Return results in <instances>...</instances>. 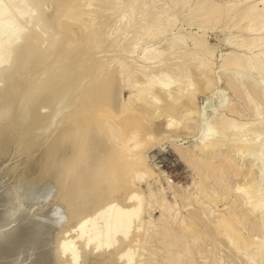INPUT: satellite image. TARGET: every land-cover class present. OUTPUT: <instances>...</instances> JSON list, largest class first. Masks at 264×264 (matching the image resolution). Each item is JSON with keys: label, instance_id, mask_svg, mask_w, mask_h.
<instances>
[{"label": "rangeland", "instance_id": "374dc122", "mask_svg": "<svg viewBox=\"0 0 264 264\" xmlns=\"http://www.w3.org/2000/svg\"><path fill=\"white\" fill-rule=\"evenodd\" d=\"M73 1L74 0H64V1H62V0H42L38 3H33L34 7H35V5H37L35 8L33 7V4L30 5V8L33 7L36 10H40V11L36 12V14L37 13H39V14H37V15L35 14L36 16H38L39 19L37 18L38 23H37V20L34 22L35 26L33 24V29L37 25L39 27H41V29L39 30L38 29L39 27L37 26L38 30L35 28L34 30H36V31L34 32V35L32 34V38L34 36V39H38V40H36V41H38V45H42V47H39L40 50H43L47 47V45L49 44V41L47 39L49 38V40H50L51 37L53 38L54 34L55 35H58L60 33H61V35L63 34L62 36L59 35V37H57V38H59L60 43L53 50L54 53L52 52L51 56L48 59H46V61L40 60V59L32 60L31 62L25 63V68H23V69L21 68L22 63L18 64L17 62H15L13 65V69H12L13 71L10 74V76H0V81H1V83H0V106L3 105L2 107H5V106L10 107L11 105H14V107L12 108V110H14V111H12V110L9 111L7 118H4V117L0 118V184L2 183L1 188H2V190H5L8 193V196L10 197L9 201L14 203V206H17L21 210L22 213H24L26 215V214H28V211L30 210L29 214L26 216L31 218L32 220H38L37 219L38 215H41L40 214L41 211L39 212V210H43L44 212L45 211L47 212V210H49V207H50L49 205L54 200L53 199L54 196H52V195L56 196V194H60V192L63 193L66 190V192H68V193L65 192L66 194L64 193V195H66V197L63 196L62 194H60V195L62 197H64L63 199H67L68 194H73V190H71V189H75L74 191H76V188H72L73 186L72 187H71V185H69V187L67 186L68 183L66 180L67 177H66L65 172H63V171L59 172V170L61 171L60 164L58 163V161L60 162V160H58L56 156L54 158H52V156L49 157L47 155V153L49 150H53V148L51 149V147L56 146L57 143L54 145L53 142L55 141V139L58 138L57 136L59 135L61 129L63 130V129H65L66 126H71L72 123H73L72 126H74L76 124L75 122H77L78 118L80 119V117H81V119H83L85 115L89 116V113H91L93 111L94 106L92 103V99L95 97V93H96L95 87L97 85H99L100 81L102 80V78L104 76H106V74L108 75L110 73V71L112 69H114V67L112 68V66H116V63L118 64L119 62L127 64L126 65V72L124 74V87L121 88L122 90L120 89L122 91V92H119V94L121 93V96L118 95V97H117V98H120V97L122 98V100H120L121 102L119 104H118L119 99H117V101H118L117 105L120 106V104L122 105V103L123 104L127 103V101L132 97L133 92L130 89V87L133 86V84H134V86H139V85L145 83V81H147V80L156 81L158 78L155 79L153 77H158V76H160V74H161L160 77L164 76L163 78H165V75H166L165 73H167L169 75V73L172 72V75L174 76L175 75L174 71H177L176 69H178L177 67H179V65H180V67L182 66V68H183V69H181L182 73H180L181 70L178 69V70H180V71H178L179 72L178 76L173 77L170 74V76L173 77L174 79H177V81H174L173 78H171V79L175 82L174 84L178 85L179 87H182V85H183V87L186 86L189 83V81L191 80L192 82L190 81V88H192L191 91L194 92L195 89H198L197 88L198 86H201L199 84L202 83L201 78L204 77V76H200L201 77L200 78L199 76L195 75L194 73L197 72V70H196L197 67H199L203 63V61H205V63L206 64L208 63L209 65L208 64H207L208 66L205 65L208 68L204 66L205 70H206L204 72H205V74H208V72L210 71L209 74L212 76L211 81L208 78L209 81H208L207 86H204L203 88L200 87L203 90L200 89V91L198 92L199 94L197 92L195 93L194 99H193V106H192L193 108L191 107L192 110L191 109L189 110L190 112L191 111H193V112L190 113L188 111V107H186L185 105L178 106L177 111H176V115H175L177 117H176V119L173 118V122L176 120L175 122H176L177 126H180V124H181L180 122L186 123V124L185 123L181 124L182 126H180V130L178 129L179 127H177V129H174L175 131L173 129H171L172 131L166 130V129L164 130L163 127H160L161 129H160L159 135L154 139L155 143H153L150 146V148L147 149L142 154V158L144 159V167L146 170L149 171V173H150L149 175H151V176H149L148 178L145 177L140 181H137L135 179L134 185H133V190H135V193L139 196V199H142L140 201L141 205H142V207H141L142 208L141 219L146 224L145 226H146V230H147L146 237L143 240L144 243L142 242L140 247L138 246V248L134 250L135 264H165L163 262L164 259L162 260V258H164L165 253L160 247H158L159 242L157 241V239L155 237V235H157L160 232L159 230H161L162 223H163V221L160 220L161 219L160 213L162 212L161 211L162 209L159 207H161V206H167L168 207L169 206V207H171L173 213L176 215V217L174 216V219H173L174 222L171 223L172 228L177 229L178 228L177 226L179 225V223L182 220L184 221L185 219H187L188 216L191 214H200V215L202 214L201 215L202 219L203 220L205 219L204 221L210 225V223L214 220V218L218 217L219 215H221L223 213H226L229 210L231 211V209H230L231 207H232L233 212H235L239 215L241 214V215H248L249 216L250 212L248 209V205L251 201L250 199H253V198L250 197V199H249L250 201L249 200L246 201V204H245L244 201L241 199L242 196L240 197V194H243L242 192L244 191V189H246V188H244L245 186L243 185L246 178L241 173L247 174L249 171H252L254 179L257 180V183H259V189H260L259 191L264 192V156H263L264 155L263 154L264 153V149H263L264 148V128L259 127L261 123H262L261 126L264 125L263 122L261 121V120H264L263 119L264 118V95L256 96L255 93H257L258 90L254 89L252 87V82L253 83L255 81L257 83L258 82L259 83L264 82V69H263V71L259 70V69L264 68V57L261 56V54H259L260 52L262 54L264 53V16L262 15L263 16V18H262L260 15L258 17V19L260 17L261 18L259 20L256 19V21L254 23H251L250 25L248 24V20L245 18V12L247 10L246 8L254 7L257 10H261L264 6V0H202L203 2L201 0H176V1L175 0H153V2H152V0H118L115 3L116 6L113 4L110 5L107 0H102V1H100V0H96V1L95 0H86V1L85 0H83V1L78 0V2H76V1L73 2ZM98 1H99L100 6L96 5V4H98L97 3ZM208 1H210V2H208ZM71 2H73V5L72 4H71L72 6L70 5L72 8L69 6L71 8V10L69 11L70 12L69 14L71 15V12L72 11L74 12L73 6L75 7V11H77L78 14H76L77 12H75V14H72L71 16L69 15L70 17L68 15L62 17V19L60 20V22L63 21V22H61L62 25L64 24L62 26V29H63L62 30L61 24L57 20H56V22H58V23H53V22H55V19H57L59 17L60 13H62V11L65 7L67 10L70 9L68 7V5ZM100 2H101V4H100ZM151 2L153 4H151ZM174 2H177V3H174ZM197 2L199 3V5ZM200 2H202V3L208 2V3H204V4L200 5ZM76 3L80 4V5L77 4L79 7L76 5ZM92 3H94V4H92ZM141 3L143 4V6ZM212 3L218 4L221 8L232 6V5H235V7H237V8H236V10L233 9L235 7L232 8L233 14H232L231 9H230V11L229 10L228 11H222L220 14H218L219 15L218 17L216 16L215 19L209 21L210 24L209 23L207 24V22H205L203 20L204 16L202 17L201 14L203 13L202 11H205V9L208 7V5L210 6ZM42 5H44V6H42ZM107 5H109V6H107ZM135 5L137 7H138V5H139V7L140 6H142V7H140V8L138 7L139 9H137V7ZM148 5H150L151 7ZM202 5H204V6H202ZM236 5H238V6H236ZM62 6H64V7H62ZM94 6H97V7H94ZM152 6H153V8H152ZM176 6H177V8H176ZM41 7H43V8H41ZM59 7H61V10H58V9H60ZM146 7L149 10V12L147 10L146 11L144 10ZM33 8H32V10H34ZM88 8H90V9H88ZM93 8H95V9H93ZM141 8L144 11H142ZM150 8H152V9L150 10ZM201 8H203V9H201ZM76 9H78L79 11ZM193 9H194V12H193ZM86 10H90V11L86 12ZM133 10H135L134 15L136 17L134 19L135 21L130 22V16H131L130 11H133ZM35 11H34V13H35ZM55 11L57 12V14L54 13ZM136 11L137 12L140 11V12H142V14L140 12L137 13ZM80 12L83 14V16L79 15V14H81ZM145 12H146V16L142 17L145 14ZM58 13H59V15H58ZM96 13L99 15L98 17L96 16L97 15ZM150 13H151V15L153 14L152 15L153 17L150 15ZM52 16L54 18L56 16L57 17L54 19ZM74 16H78L79 18L77 17L75 19ZM190 16H192L193 18L191 17L192 18L191 19ZM69 19H71V20H69ZM72 19L75 21H72ZM88 19H89V24H88ZM91 19L92 20L94 19V22ZM197 19H198V21H197ZM39 20L41 21L40 24H39ZM68 20H69V22L70 21L71 22L69 23ZM199 20L201 22H199ZM80 21H81L83 27L80 25L81 24ZM84 21H85V23H84ZM42 22L44 23V25ZM66 22H68V23H66ZM119 22L121 25L125 22L123 24V28L119 24ZM129 22L132 23L133 25L128 24ZM133 22H135V23H133ZM136 22H138V23H136ZM144 22L146 23V25ZM76 23H78V24H76ZM197 23H200V24H197ZM54 24H55V26H54ZM68 24L71 25V28H69L70 25H68ZM73 24H74V26H73ZM90 24H91V27H90ZM58 25L60 27H58ZM87 25H89V26L87 27ZM95 25H96L97 29H95ZM112 25H113V27H112ZM125 25L127 27H125ZM110 26H111V28H110ZM117 27H118V30H117ZM134 27H136V28H134ZM42 28H44V31H46V32L50 31L49 29L51 28L52 34L50 32L51 36H48L47 38H45V36H44L45 39L42 40V43H41L40 42L41 40H39L38 35H40L42 37L43 32H42V34H39V33H41L39 31H41ZM57 28H60L58 30L64 31L65 34H67V36L64 35V32H61V31L58 32ZM79 28L82 31H80ZM88 28L90 29V31L92 30L91 32H93V33L95 31L96 35L92 34L91 32L89 33ZM101 28H102V30H101ZM93 29H94V31H93ZM122 29L125 32H123ZM68 30L70 33L68 32ZM85 30L87 31L86 33L88 35L85 34ZM148 31L152 32V34L150 32V34L152 35L151 37H153L154 35H155V37L151 38L152 40H150L148 42L142 43L143 45L140 46L141 38ZM153 31H155V32H153ZM57 32H58V34H56ZM66 32H68L69 34ZM135 32H136V34H135ZM120 33L121 34L123 33V34L119 35ZM46 34L44 33L43 35H46ZM50 34L48 33V35H50ZM89 34H91V35H89ZM69 35L70 36L73 35V36L69 38ZM113 35L119 36L120 38H118V37L115 38ZM134 35H135V37H134ZM91 36H92V39L90 40ZM131 36H132V39H131ZM140 36H142V37H140ZM41 37H40V39H43V37L42 38ZM83 37L89 39L90 43L87 42V39L83 40L84 39ZM112 37L115 38V40L118 38V40L114 41L115 43H112L113 41L112 42L108 41V40H110V38L112 39ZM256 37H257V39H256ZM260 37H262V38H260ZM52 38H51V40H52ZM57 38H55V39H57ZM65 38H66V40H65ZM72 38L73 39L75 38V39L73 40ZM101 38H102V40H101ZM252 38L254 40H256V42L253 41ZM95 39H97V40H95ZM171 39H172V42H173V40L175 41V39L177 40V41H175V43L171 42L174 45V47L171 43L169 44V41ZM243 39H245V40H243ZM259 39H260V42H258ZM45 40H47V42H46V44H44L45 45V47H44L43 42L45 43ZM75 40H78V41H80L81 44L82 43H84V44L81 45L80 43H77V41L75 42ZM92 40L94 42H92ZM166 40H167V43L165 42ZM247 40H249L250 42L248 43ZM68 41L71 43V44L69 43L70 45H67ZM102 41H105V42H102ZM244 41H245V43L247 42V44H249V45H247V44L245 45V43L243 44ZM183 42H184V44H183ZM76 43H77V45H76ZM97 43H99V45H97ZM178 43H180V44H178ZM201 43H203V46ZM250 43H253L252 48H250V46H251ZM64 44L67 46H65ZM136 44H138V45H136ZM92 45H93V47H92ZM101 45H102V48H101ZM177 45H180V46H177ZM243 45H245V47H243ZM139 46L142 47L143 49L142 48L139 49L140 48ZM168 47H169V50L171 49L170 51H166V49H168ZM170 47H172V48H170ZM75 48L77 51L74 50ZM90 48L92 49V51H94V49H95L96 52L98 51V53L95 54V51L93 53L90 52L91 51ZM99 48H101V49H99ZM123 48H125L127 50H125ZM57 49H59V50H57ZM85 49H86V51H85ZM145 49H148L149 51L145 50ZM164 49H165V51H164ZM178 49H180L181 51L183 50V51L181 52ZM70 50H72L74 53H72V51H70ZM143 50H144V52H147V54H148L147 56H149L151 59H147L146 53H144ZM150 50H151V52H150ZM177 51H178V53H177ZM202 51H204L205 53ZM66 52H68V53L66 54ZM159 52H161V53H159ZM166 52H168L169 54L168 53L166 54ZM187 52H189V53H187ZM151 54L154 56H152ZM161 54H164V56H162V58H163L162 60L160 57H158ZM198 54H200V55H198ZM68 55H70V56L72 55V56L70 57ZM93 55H94V57H93ZM165 55L168 56L169 58L168 57L166 58ZM189 55L194 60L191 58L189 59V57H190ZM254 55L258 56V60L255 61L254 64H251L248 67H244V68L240 67L239 68L240 69L239 73L242 76L240 75L239 79L236 80V84H237L236 86H238V91H239V92H237L238 93V95H237L236 92H233L232 90H230L225 85L226 78L231 77L229 74H226V72L224 74V71H226L225 68L228 67V65H229L228 63L231 62V59L234 56H238L242 60L243 59L246 60L248 58H251ZM67 56H68V58H67ZM110 56H111V58H110ZM196 56L199 57L201 62H197V60L198 61H200V60L198 58H196ZM202 56H204V57H202ZM187 57H188V59H187ZM154 58H155V60H154ZM178 58H180V59H178ZM62 59H64V60H62ZM158 59L161 61L160 64L161 65L163 64L162 66L165 69L164 68H162V69H164L165 72L163 70L161 72V69H159L160 67H158L157 72H159V73H157V72L154 73L155 68L157 66L156 62L158 61V63H159ZM148 60L153 65L154 70H152V69L147 70V68H146V69H142L144 71H141V69H140V68H142L141 66H143L145 68V66L147 64L150 65V62L146 63ZM190 60H193V61H190ZM104 61H105V63L102 64V62H104ZM167 61L168 62L170 61V62L168 63ZM188 61L191 62V67H189L190 63ZM194 61H195V64H193ZM99 62H100L99 68L101 70L100 72H102L101 74L103 77L99 74H98L99 76L97 75V77H95L93 75L96 73V69L94 70L93 67L96 68L97 66H99ZM177 62H178V64L179 63L180 64L178 65ZM106 63H109L110 66H108V64H106ZM112 63L115 65H113ZM174 63L177 64L178 66L173 65ZM164 64H166V65H164ZM101 65L102 66L104 65L103 66L104 68L102 67V69H104V70L101 69ZM128 65H129V67H128ZM259 65H260V68H259ZM170 66H171L172 70H174V71H171V68H170V70H168ZM174 66H177L176 69H174L175 68ZM75 67L78 68L76 70L78 72H76V73H74L75 69H73ZM150 67H152V66L150 65ZM150 67H148V68H150ZM106 68H107V71H106ZM166 68H167L168 72L166 71ZM245 68H247V69H245ZM18 70H20V71L18 72ZM150 70H151V72H149V73L145 72V71L148 72ZM185 70H187L189 72H187V71L183 72ZM21 71H22V73H21ZM59 71L63 72V73L61 72L63 74L62 76H60L61 73ZM72 71H73V73H72ZM133 71H136L138 73V75L135 74L136 72L133 73ZM92 72H93V74H92ZM139 72L144 73L146 75V77L151 73L150 74L151 76L149 75L148 77H150L152 79L147 78V80H145L146 79V78H144L145 75L143 74V76H142L141 75L142 73H140V75H139ZM183 74L186 75V77L182 76ZM209 74H208V77L211 78V76ZM180 75L182 77H180ZM39 76H41V77H39ZM53 76H57L60 78L53 77ZM93 76H94V79H92ZM2 77H3V80H1ZM51 77L55 78V79L57 78L56 80L55 79L54 80L58 81L57 83H59V84L56 83V86L58 88L57 89L55 88L54 90L56 92H61V93L56 94V93H54L55 91H53L54 97L51 98L52 100H50L49 104L52 106L53 104L55 105V103H56L57 108L59 107V105L61 108L59 107L60 113L58 114V117H56L57 119L55 118L56 122L55 121L52 122V127L47 132V130L45 131L46 128L44 126H40L45 121L42 118H45V117L48 118V116L49 117L52 116V112L54 113L53 108L56 107V105L55 106L53 105L54 107L53 106L51 107L50 105H48L47 106L48 109H46L47 111L45 109H43L42 105L38 104L39 101L35 102L34 105L32 106V102L30 100L32 94H30L29 91H30V87L33 84H35V82H37V80H39L43 85V83H44L43 80L48 81V79H50ZM197 77H199V78H197ZM75 79H77L76 80V82L78 81L77 83H74ZM186 79H187V81H186ZM163 80H166V78ZM46 81H45V83H46ZM177 83H179V84H177ZM63 85H66V86L69 85L68 87H70L71 90H69L70 88H68V89L66 88V90H65L63 88L64 87ZM74 85L77 86L78 88H76ZM61 86H63V87H61ZM59 87H61V88H59ZM91 88H94V89L91 90ZM193 88H194V91H193ZM49 91L52 94V89H49ZM81 92L82 93L87 92L89 94L85 93L83 95ZM63 93H64V95H63ZM59 94H60V96H59ZM68 94H69V96H68ZM26 95L28 96L27 105H24V106L22 105V106L18 107V103L20 101L18 103H17V101L24 98V97H27ZM85 95H86V97H85ZM89 96H91V98ZM63 98H64V100H63ZM221 98L223 99V102L225 105L223 107L224 109L219 108L217 105L218 101ZM54 100H56V101L54 102ZM61 100L63 101V104H61L62 103V102H60ZM59 102H60V104H59ZM36 103L39 106L38 105L35 106ZM162 104H159L157 107L158 108H159V106L162 107ZM34 106H35V108H32ZM229 106L234 108V110H235L234 113H231L229 111V109H230ZM39 107H41V109H43L42 111L45 110L46 112L45 111L42 112L39 109ZM49 107H51V108H49ZM136 107L142 108L143 110H146L149 113H153V114L156 113L157 115H158L157 112H159L157 110L158 108H156V107H155V109L150 108V107L148 108L146 105L145 106L144 105L143 106L137 105ZM227 109L231 113V115L229 113H227L228 112ZM33 110H35V113H37V116L35 115L36 117L32 116L33 114H35L33 112ZM40 113H41V116H39ZM81 114H82V116H81ZM179 115H181V116H179ZM185 115H187L186 118L183 117ZM154 116H156V115H153L152 118H154ZM210 116L211 117L212 116L219 117L223 121L232 124L231 126L235 125L234 127H236V126L241 127L239 133L236 134V136H234L230 131H227L229 134L230 133L232 134L231 135L232 137L231 136L226 137L229 134L225 133V132H223V133H225L227 135L223 134V136H222V134H221L219 137L220 139H221V136L223 137V139L225 138L223 140L224 143L221 140L218 141L217 144L219 145V142H220V144L222 142V145H221V147H220V145L219 146L216 145V146H218V149H219L217 152L218 155L216 156L215 160H211V161L213 162V164L214 163L218 164V162L223 161V159H227L228 157H230L231 159L228 158V160H230V167H232L233 169H238L239 175H237V176L233 175L231 177L229 185H228L229 190H230L229 193H223L222 188H219L220 190L216 189L214 194L215 195L218 194V195H216V196L214 195L213 199H211L212 202H208L204 196H203L204 198L201 196L202 194L199 192L198 186H197V185H199V183L197 184V182L205 183L206 187L208 188L207 190L209 191V193H212V189L215 188L214 181L211 178L206 179V174H204L203 172H196V171L194 172V170H191L192 168L190 166H188L184 160L187 156H193L197 159H200V158L203 159L204 157H207L206 154L196 152L195 146L197 147V145L200 142V137L202 135L201 132H203V130L209 129L210 127L211 128L213 127L212 125H214V121L210 119L211 118ZM63 117H65V118H63ZM182 117L184 118V120L182 119ZM196 117H197L198 121L195 120ZM25 118H27V120ZM160 118L162 119V116H160ZM177 118L178 119L181 118L180 119L181 121L179 120L180 122H178ZM23 119H25V120H23ZM72 120H74V121H72ZM157 120H158V118L156 119V121ZM160 121L163 122L164 118L162 120L159 119V121H157V122H160ZM200 123H202V124L199 125ZM150 124H153V123H150ZM63 125H65V126H63ZM256 125L258 126V128L256 127ZM200 126H202V128ZM36 129L38 130V131H36V133L37 134L39 133V136H37V135L36 136L39 138H36L35 135H34L35 137L32 135L33 133H35ZM181 129H182V131H181ZM183 129H185V130H183ZM236 130L233 131L234 134L237 132ZM164 131H166V132H164ZM173 131H174V133H173ZM40 133H44L45 135L40 136ZM163 133H164V136H163ZM165 133L167 134V136ZM172 133L174 135H172ZM160 134H162V135H160ZM170 134L172 135V137ZM250 135L252 137H258V138H256L258 140L257 141L258 145L256 144V146H255L256 148L255 147H253V148L247 147L246 148L247 150L246 151L244 150V152L243 151L237 152L235 150L236 147L233 150L234 146H236V144L238 145V142L240 143L241 140L246 141L247 139L250 138ZM159 136L161 137V139L159 138ZM165 136H166V138L164 139ZM175 136H176V138H175ZM248 136H249V138H248ZM162 137H163V139H162ZM63 141H62V143H60V140H57L56 142H59L60 147H62L61 145L64 143ZM75 141H72V142H75ZM70 142H71V140H70ZM69 143H67V144H69ZM51 144H53V145L51 146ZM49 146H51V147L49 148ZM63 146H66V145L63 144ZM48 148H49V150H48ZM54 150H55V148H54ZM235 152L240 153V154H237ZM180 153L183 156H179ZM230 153H231V155H230ZM228 154L230 156H228ZM244 154H246V155H244ZM261 155H262L263 162L259 163L258 157H261ZM44 156L47 159H44ZM243 157H244V159H243ZM54 161L57 163H55ZM39 162H41V163H39ZM47 163H48V165H46ZM41 164H44V165H41ZM84 166H85V164H84ZM236 166H237V168H235ZM47 167H50L48 169H51L50 172L47 171V173L48 174L50 173L49 175H51V177L52 176L55 177L57 179V183L59 182L58 178H60L59 180L66 178L64 180V181H66V183L63 182V180H62V182H63L62 183L63 185L61 184L62 190L59 187L58 190H61V191L57 190L59 193L54 192L55 193L54 194L52 192L51 193L52 195H48L49 198L52 197V199H47L48 197L46 196V199L44 198L43 200H47V201L41 202L40 204L37 205V204H34L35 203L34 201H33L34 203L31 202L32 201L31 200V194H33L34 192H38L42 188V184H43L42 182H44L45 176L50 177L48 174L46 175L44 173L46 171ZM42 170H44V171H42ZM76 170L78 171V169H76ZM76 170L74 171L73 175H77L78 173L82 172L80 170H79V172H77ZM57 172H59V174ZM43 173L45 174V176ZM60 173H64L65 175H63V174L60 175ZM47 177H46V179H47ZM74 177L76 178V176H74ZM78 178H79V176H78ZM57 185L59 186L60 184H57ZM242 186H243V188H241ZM239 187L241 188V190ZM21 188L24 190H22ZM12 190H13V192H11ZM24 191H25V193H24ZM17 192H18V194H17ZM118 192H120L119 193L120 195L118 194ZM123 192L124 191H122L120 189L119 191H117L116 194H114L116 196H113L114 198H112V199H114V200L116 199V201L120 200L118 202H123L122 199H125L124 195L122 196ZM95 193L97 194L98 192H95ZM238 193H240V194H238ZM19 194H23L22 196H24V197L21 198L19 196V198L16 199L18 197L17 195H19ZM24 194H26V195H24ZM96 194H94L96 199H93L94 195H93V198H91L92 200H94L92 203L96 202L95 204H97V202L102 197V195L99 194L98 198H97ZM126 194L127 193L125 192V195ZM118 195L121 197L119 198ZM90 196L92 197V195H90ZM222 196H224V197H222ZM62 197H60V198H62ZM69 197H72V195L68 196V202L66 203V205H68L70 203L69 200L71 201V198H69ZM13 199H14V201H12ZM23 199H24V201H23ZM15 200H17V202H15ZM253 200L251 202H253ZM25 201H26V204H24ZM87 201L86 202L89 206L87 204H85L84 201L82 200V202L84 203V206H85L83 208V206H82L83 203L80 201L81 203L79 202L76 206L79 209L81 207L83 208V209L82 208L80 209L81 213H79V211H78L79 209L75 206V209L72 211L73 213H71L73 215H70L69 218H65V220L67 219V221H64V222L68 223L70 221V223H68V225L69 226L71 225L70 227H73L75 225L74 224L75 222H73V221L76 220L73 217H75V216L77 217V215H78V217L80 218L81 214L86 213V212H90L91 214H93L94 210H92V208L94 206L98 207V205H94V204H93L94 206L90 205L91 200H87ZM46 202H48V203H46ZM190 202H192V203H190ZM20 203H21V205H20ZM28 204L30 206H32L30 209H29L30 206ZM46 204H48V206ZM91 206H92V208H91ZM24 207H25V209H24ZM43 208H45L46 210ZM87 208H89V209H87ZM94 209H95V207H94ZM36 210H38V211L36 212ZM32 211H35L36 214L39 212V214L36 215ZM33 213L36 215L37 218H35V215ZM41 213H43V212H41ZM90 213H88V214H90ZM30 214L32 217L30 216ZM259 217H260V215H256V214L251 215V217H250L251 222H255V221L260 220ZM77 221H78V218H77L76 222ZM72 224H73V226H72ZM262 228L263 227L260 228L261 232H257L255 234L256 236L254 234L250 235L252 240L256 239V242H257V240H258V242H260L264 239V229H262ZM243 234L248 235V231L246 232V229H243ZM253 236H255V239ZM217 240H219V241H216V243H215L216 246L213 244L212 240L205 244L206 251L202 255L204 257H201V255H199L198 253H193V255H192L194 258L193 264H209V263L210 264H213V263L214 264H250L251 261L248 260V258L246 260L245 259L246 257H243L242 253L231 250L230 248H227L226 247V241L224 239L218 238ZM155 241L158 243V245ZM220 248H222V249H220ZM211 252H212V254H211ZM229 253H231V254H229ZM195 255H196V257H195ZM211 256H212V258H211ZM202 258L204 260H200ZM207 260H209V261H207ZM182 264H189V263L183 262ZM251 264H254V263L251 262Z\"/></svg>", "mask_w": 264, "mask_h": 264}, {"label": "bare ground", "instance_id": "6f19581e", "mask_svg": "<svg viewBox=\"0 0 264 264\" xmlns=\"http://www.w3.org/2000/svg\"><path fill=\"white\" fill-rule=\"evenodd\" d=\"M40 1H42V0H0V76H10V74L13 71L12 69H13V65L15 62H17L18 64L22 63L21 68L23 69V68H25V63L31 62L32 60L40 59V60L46 61V59H48L51 56V53L53 52V50L60 43L59 42L60 40L57 37H59V35L60 36L63 35V34L61 35V33L58 34L59 31L64 32V31H62L63 30L62 26L64 24L62 25L61 22H63V21L60 22V20L62 19V17L66 16V15L69 16L70 15L69 11L72 8L71 6L73 5V2L74 1L78 2V0H74L69 5L67 4L68 7L72 4L70 6L71 8L69 7L70 9L67 10L65 7L64 8L65 10L63 9L62 13H60L61 11L59 12L60 15L58 13L59 17L57 19H55V18L58 15L55 18L52 16L55 19V22H53V23L59 22L61 24L62 30H58L60 28H57L58 32L56 34H58V35L54 34L53 35L54 37L53 38L51 37L52 40H51V38H50V40L48 38L47 40L49 41V44L47 43L48 44L47 47L43 50H40L39 47H42V45H38V41H36L38 39H34V36L32 38V34L34 35V32L36 31L34 29L35 28L37 29V26H38L37 25L33 29V24L38 18V16H36V15L39 14V13L36 14V12L40 11V10L34 9L37 5H35V7H34L33 3H38ZM62 1H64V0H62ZM100 1H102V0H100ZM107 1L109 2L110 5H112V4L115 5V3L118 0H107ZM152 2H153V0H152ZM152 2H151V4H153ZM202 2H200V5L204 4V3H208L210 1L204 2V3H202ZM97 3L98 4H96V3L95 4L99 5V1ZM174 3H177V2H174ZM31 4H33L34 8L32 6L31 7L34 10H32V8H30ZM77 4H79V3H76V5ZM92 4H94V3H92ZM100 4H101V2H100ZM44 5H42V6H44ZM198 5H199V3H198ZM238 5H236V6H238ZM107 6H109V5H107ZM142 6H143V4H142ZM142 6H140V7H142ZM148 6H150V5H148ZM202 6H204V5H202ZM62 7H64V6H62ZM94 7H97V6H94ZM138 7H139V5H138ZM138 7H137V9L140 8V7L139 8ZM233 7H235V5L221 8L218 4L212 3L210 6L208 5V7L205 9V11H202L203 13L201 15H202V17L204 16V19L203 18L202 19L205 22H207V24H208L210 20L215 19L216 16L218 17L219 16L218 14H220L222 11H228V10L230 11V9L232 10ZM41 8H43V7H41ZM59 8L60 9H58V10H61V7H59ZM152 8H153V6H152ZM152 8H150V10ZM176 8H177V6H176ZM236 8L237 7L233 8V9L236 10ZM73 9H74V12L72 11L71 15L75 14V12H77V11H75L74 6H73ZM88 9H90V8H88ZM93 9H95V8H93ZM201 9H203V8H201ZM246 9L247 10L245 12V18L248 20L249 25L251 23H254L260 15L262 18L264 16V6L261 10H257L254 7H249ZM76 10H78V9H76ZM141 10H142V8H141ZM144 10L145 11L147 10L149 12L147 7ZM144 10H142V11H144ZM34 11H35V13H34ZM87 11H90V10H86V12ZM140 11H138V12L136 11V12L139 13ZM130 12H131V16L129 15L130 16V22L135 21L134 20L136 17L134 15L135 10L130 11ZM193 12H194V9H193ZM54 13L57 14L56 11ZM140 13L142 14V12H140ZM76 14H78V12ZM232 14H233V10H232ZM79 15L83 16L82 13ZM150 15H151V13H150ZM96 16L98 17L99 15L97 14ZM144 16H146V12L142 17H144ZM74 17L76 19L78 16H74ZM191 17L192 16H190V18ZM89 19H88V24H89ZM56 20L58 22H56ZM69 20H71V19H69ZM69 20H68V22H69ZM200 20H199V22H201ZM72 21H75V20L72 19ZM92 21L94 22V19ZM197 21H198V19H197ZM40 22L41 21L39 20V24H40ZM68 22H66V23H68ZM130 22L128 24H132ZM37 23H38V20H37ZM80 23H81V21H80ZM84 23H85V21H84ZM133 23H135V22H133ZM136 23H138V22H136ZM76 24H78V23H76ZM119 24H120V22H119ZM123 24L122 25L120 24L122 26V28H123ZM197 24H200V23H197ZM43 25H44V23H43ZM59 25H58V27H60ZM68 25H70V24H68ZM80 25L82 26V23ZM145 25H146V23H145ZM34 26H35V24H34ZM54 26H55V24H54ZM73 26H74V24H73ZM88 26L89 25H87V27ZM90 27H91V24H90ZM112 27H113V25H112ZM125 27H127V26L125 25ZM69 28H71V25ZM110 28H111V26H110ZM134 28H136V27H134ZM38 29L40 30L41 27H39ZM95 29H97L96 25H95ZM49 30L50 31L46 32V31H44V28H42V30L39 31V32H41L39 34H42V32H43V34L47 33L46 35L42 34L43 39H40L41 36L38 35L39 40H41L40 41L41 43H42V40H44L48 36H51V34H52L51 28ZM101 30H102V28H101ZM117 30H118V27H117ZM80 31H82V30L80 29ZM88 31L90 33L92 30L90 31V29H89ZM93 31H94V29H93ZM50 32H51V34H50ZM68 32H69V30H68ZM68 32H66V33H68ZM86 32L87 31L85 30V34L88 35ZM123 32H125V31L123 30ZM150 32L148 31V32H146V34L144 33L145 35L143 37L140 36V37H142L140 46L143 45L142 43L148 42V41L152 40L151 38L155 37V35L153 37H151L152 32H151V34H150ZM153 32H155V31H153ZM48 33L50 35H48ZM91 33L95 34V31H94V33L93 32H91ZM122 34L120 33L119 35H122ZM135 34H136V32H135ZM64 35L67 36V34H65V32H64ZM70 35H69V38L73 36V35L72 36H70ZM89 35H91V34H89ZM115 35H113L115 38L116 37L120 38L119 36H115ZM44 36H45V38H44ZM134 37H135V35H134ZM55 38H57V39H55ZM115 38L112 37L113 40L110 38V40H108V41H111V42L113 41L112 43H115L114 41L118 40V38L116 40H115ZM253 38H252V40L256 42V40H254L255 38L254 39ZM260 38H262V37H260ZM85 39H87V38H84L83 40H85ZM91 39H92V36H91L90 40ZM97 39H95V40H97ZM131 39H132V36H131ZM256 39H257V37H256ZM47 40H45V43L43 42V45L46 44ZM65 40H66V38H65ZM101 40H102V38H101ZM243 40H245V39H243ZM249 40H247L248 43L251 41V40L250 41ZM76 41H77V43H80L81 40L80 41L75 40V42ZM175 41H177V40L175 39ZM175 41L173 40L174 43H175ZM87 42L90 43L89 39H87ZM92 42H94V41L92 40ZM102 42H105V41H102ZM165 42L167 43V40ZM171 42H172V39L169 41V44ZM258 42H260V39ZM69 43L70 42L68 41L67 45L71 44V43L70 44ZM77 43H76V45H77ZM244 43H245V41L243 42V44ZM253 43H250V45H251L250 48L253 47L252 46ZM82 44H84V43H82ZM138 44H136V45H138ZM178 44H180V43H178ZM183 44H184V42H183ZM201 44L203 46V43H201ZM246 44H247V42L245 43V45ZM67 45H65V46H67ZM97 45H99V43H97ZM245 45H243V47H245ZM247 45H249V44H247ZM177 46H180V45H177ZM44 47H45V45H44ZM92 47H93V45H92ZM173 47H174V45H173ZM101 48H102V45H101ZM101 48H99V49H101ZM125 48H123V49H125ZM141 48L142 47H140L139 49H141ZM170 48H172V47H170ZM57 50H59V49H57ZM74 50H76V48ZM125 50H127V49H125ZM145 50H148V49H145ZM170 50H169V47H168V49H166V51H170ZM178 50H180V49H178ZM70 51H72V50H70ZM85 51H86V49H85ZM94 51H95V54L98 53V51L96 52L95 49H94ZM94 51H92V49H91L90 52L93 53ZM164 51H165V49H164ZM204 51H202V52H204ZM143 52H144V50H143ZM150 52H151V50H150ZM67 53L68 52H66V54ZM72 53H74V52L72 51ZM144 53H146V56L148 55L147 52H144ZM159 53H161V52H159ZM167 53L168 52H166V54ZM177 53H178V51H177ZM187 53H189V52H187ZM259 54H261V56L264 57V53L262 54L260 52ZM94 55H93V57H94ZM198 55H200V54H198ZM68 56H70V55H68ZM68 56H67V58H68ZM152 56H154V55H152ZM162 56H164V54H161L158 57H160L162 60L163 59ZM254 56H252L251 58H248L246 60H244V59L242 60L240 57L234 56V57H232L231 62L229 61L230 63H228L229 64L228 67L225 68L226 71H224V74L226 72V74H229L231 77L226 78L225 85L230 90H232L233 92H236V93L239 92L238 86H236L237 85L236 80L239 79V77L241 75L239 73V70H240L239 68L240 67H242V68L248 67L249 65L254 64V62L258 60V56H255V57ZM167 57L168 56H166V58ZM188 57H187V59H188ZM202 57H204V56H202ZM110 58H111V56H110ZM155 58H154V60H155ZM190 58H191V56L189 57V59ZM196 58L199 59V57H197V56H196ZM147 59H151V58L149 56H147ZM178 59H180V58H178ZM191 59H193V58H191ZM62 60H64V59H62ZM193 60H190V61H193ZM100 62H99V66H97L96 68L93 67L94 70L96 69V73H95L96 75L93 74V72H92V74L95 77H97L98 74L102 76V74H101L102 72H100L101 70L99 68ZM148 62H150V61L148 60L146 63H148ZM197 62H201V60L200 61L197 60ZM104 63H105V61L102 62V64H104ZM160 63H161L160 60H159V63H158V61L156 62L157 66L155 65L156 68H155L154 73L157 72L158 67H160L159 69H161V72H162V70L164 71L165 68L162 66L163 64L161 65ZM189 63H190L189 67H191V62H189ZM106 64H108V66H110L109 63H106ZM177 64H178V62H177ZM177 64L174 63L173 65H177ZM193 64H195V61ZM207 64L205 63V61H203V63L199 67H197V69H196L197 72L195 71L196 73H194L195 75H197L199 77L204 76L203 77L204 79L200 77L202 79V81H201L202 83L199 85H201V86H198L197 87L198 89H195V91L193 88L194 92H192L191 91L192 88H190V81L191 80L184 87H183V85H182V87H179L178 85L174 84L175 83L174 81H177V79H174L173 77L178 76L179 75L178 71L183 69L182 66L180 67V65H179V67H177L178 65L174 66L175 67L174 69H176V67L178 69H180V70L176 69L177 71L172 70L171 66L169 67L168 70H170V68H171V71H174L175 75L173 76L171 71H170L171 73H169V75L167 73H165L166 75L165 74L164 75H165L166 80H163V79H165V78H163L164 77L163 75H162L163 77H160L161 74L158 77H153L155 79L158 78L159 79V80L157 79L158 81L157 80L156 81L147 80V78L152 79V78L148 77L151 73L146 77V75L144 73L139 72V75H140V73H142L141 74L142 76H143V74L145 75L144 78H146L145 80H147V81L144 80L145 83H143L139 86H134V84H133L134 87L133 86L130 87V89L133 92V95L131 94L132 97L127 101V103H125V104L122 103V105L120 104V106L117 105V102L119 101L118 102V104H119L121 102L120 100H122V98L120 97L121 98L120 99L117 97H118V95L121 96V93L119 94V92H122L121 88L124 87V74L126 72V65L127 64L119 62L118 64L116 63V66H112V68L114 67V69H112L108 75L106 74V76H104V77L102 76L103 78L100 81L99 85H97L95 87L96 93H95V97L92 99V103L94 106L93 111L92 112L90 111L91 113H89V116L85 115L86 116L85 117L83 115L84 116V118L82 117L83 119H81V117H80L81 120L78 118V120H77V122H75L76 124L74 126H72V124H73L72 123L71 126H66L65 129H63V130L61 129L60 130L61 134L59 133L58 136L56 135L58 138L55 139V141L53 140L54 145L56 143L57 144L59 143V142H56L57 140H60V143H62V141L64 140L63 144L66 146H63V144H62L61 145L63 147L62 148V147H60V143H59L58 145L56 144L55 147L54 146L51 147L53 144H51V146H49V148L51 147V149L53 148V150H49V148H48L49 151H48L47 155L49 157L52 156V158H54L56 156L57 159L60 160V162L58 161V163L60 164V168H61V171L59 170V172H62V171L65 172L66 177H67V179L66 178L65 179L67 180V183H68L67 186L69 187V185H71V187L73 186L72 188H76V191H74L75 189H71V190H73L74 195L68 194V196L72 195V197H69V198H71V201L69 200L70 203L68 205H66V203L68 202V196H67V199H63L64 197H62L60 195V194H62L63 196L66 197V195H64L66 190L63 193L60 192V194H56V196L51 194L52 192L57 193L58 191H61L62 190L61 184L63 182L66 183V181H64L65 179H62L63 180V182H62V180H59L60 178H58L59 182L57 183V179L53 176L51 177V175H49L50 173L49 174L47 173V171L50 172L51 169H48L50 167H47L46 171L44 172L46 175L48 174L50 177L45 176V174L43 173L45 176V180H44V182H42L43 183L42 188L38 192H34L33 194H31V200H32L31 202L34 201L35 203L34 202L33 203L37 204V205L40 204L41 202L47 201V200H43L44 198L46 199V196L48 197L47 199H52V197L49 198L48 195L54 196V198H53L54 200L52 201V203H50V205H49L50 207H49V210H47V212L46 211L44 212L43 210L38 209L39 212L40 211L43 212V213L40 212L41 215H38L39 212L36 214V212L38 210H36V212L32 211L36 215H38V218H37L36 215L33 213L35 215V218H37L38 220H32L31 218L26 216L29 214L30 210L28 211V214L25 215L24 213L21 212V210L17 206H14V203L9 201L10 197L8 196V193L5 190H2V188H1L2 183L0 184V264H135L134 250L137 249L138 246L140 247L142 242L144 243L143 240L146 237L147 230H146V226H145L146 224L141 219V215H142L141 214V211H142L141 207H142V205H141L140 201L142 199H139V196L135 193V190H133V185H134L135 179L137 181H140L145 177L148 178L149 176H151V175H149L150 174L149 171L146 170L144 167V159L142 158V154L147 149H149L153 143H155L154 139L159 135V132L161 129L160 127H163L164 130L166 129V130H170V131H172L171 129L174 130V129H177V127H179L178 129L180 130V126H182L181 124H183L185 122H180L181 118L180 119L177 118L178 119L177 121L181 123L180 126H177V124L175 122L176 120L174 121L175 123L173 122V118L176 119V117H177V116H175L177 108L180 105H185L186 107H188V111L190 109L192 110L193 99H194L195 93L196 92L198 93L200 91V89H202L204 86H207L208 81L209 80L211 81V79H212V76L209 74L210 71L208 72V74L211 76V78L208 77V74H205V72H204V71H206L205 67H207L209 65V64L208 65ZM113 65H115V64H113ZM150 65L152 67H150ZM150 65L147 64L145 66V68L143 66H141L142 67V68H140L141 71H144L142 69H146V68H147V70H149V69L154 70L153 69L154 67L151 64V62H150ZM164 65H166V64H164ZM205 65H207V66H205ZM103 66L101 65V69ZM128 67H129V65H128ZM148 67H150V68H148ZM107 68H106V71H107ZM162 68H164V69H162ZM167 68H166V71L168 72ZM259 68H260V65H259ZM73 69H75L74 73L78 72V71H76L78 68L75 67ZM245 69H247V68H245ZM263 69L264 68L259 69V70L263 71ZM102 70H104V69H102ZM19 71L20 70H18V72ZM62 71H59V72L61 73ZM186 71L187 70H185L183 72H186ZM135 72L136 71H133V73H135ZM145 72L149 73V72H151V70L148 72L147 71H145ZM187 72H189V71H187ZM21 73H22V71H21ZM62 73L60 76L63 75ZM72 73H73V71H72ZM157 73H159V72H157ZM180 73H182V70ZM135 74L138 75L137 72ZM170 74L173 77H171ZM94 76L92 77V79H94ZM182 76L186 77V75H184V74ZM182 76L180 75V77H182ZM39 77H41V76H39ZM53 77H57V76H53ZM199 77H197V78H199ZM57 78H60V77H57ZM171 78H173L174 81ZM208 78H209V80H208ZM54 79L55 78L51 77L50 79H48V81L45 80L46 83L43 80V82H44L43 85L39 80H37V82H35V84H33L30 87L29 93L32 94L31 99H30L32 102V106L34 105L35 102L39 101L38 104L42 105L43 109H45V110L48 109L47 106L50 105L49 103H50V100H52L51 98L54 97L53 96L54 93H56V94L61 93V92H56L54 90L55 88L56 89L58 88L56 86V83L58 81H55L56 79L55 80ZM1 80H3V77ZM76 80L77 79H75L74 83L78 82V81L76 82ZM186 81H187V79H186ZM0 83H1V81H0ZM263 83H261V82L257 83L256 81L254 83L252 82V87L254 89L258 90L257 93H255L256 96L264 95V84ZM57 84H59V83H57ZM177 84H179V83H177ZM66 85H63L64 87L63 86H61V87H63L65 90H66V88L67 89L70 88V87H68L69 85L68 86H66ZM61 87H59V88H61ZM75 87L78 88L77 86H75ZM200 87H202V88H200ZM48 88L52 89V94L50 93L51 90L49 91ZM92 89H94V88H91V90ZM69 90H71V88ZM53 91H55V92L53 93ZM85 93H87V92H83L82 94L84 95ZM87 94H89V93H87ZM63 95H64V93H63ZM86 95H85V97H86ZM237 95H238V93H237ZM59 96H60V94H59ZM68 96H69V94H68ZM89 97L91 98V96H89ZM27 98H28V96L18 100L17 103L20 101L18 103V107H20L22 105L23 106L27 105ZM117 99H119V100L117 101ZM63 100H64V98H63ZM55 101L56 100H54V102ZM60 102H62L61 104H63L62 100ZM60 102H59V104H60ZM38 104L36 103L35 106ZM159 104H162V107L159 106V108H158L157 106ZM55 105H56V103H55ZM137 105L138 106L139 105L140 106L146 105L148 108L150 107L153 109H155V107H156V108H158L157 110L159 111V112H157L158 115L156 113H154V114L149 113L148 111L143 110L142 108H138V107H136ZM217 105L219 108H223L225 106L222 98L218 101ZM2 106H0V118H3V117L7 118L8 112L12 110L14 105H11L10 107L5 106L6 108L2 107ZM35 106L32 108H35ZM51 107H49V108H51ZM59 107H60V105H59ZM59 107L57 108V105H56V107H54L55 109L53 108L54 113L52 112V116H50V117L48 116V118H46V117L42 118L45 121L40 126H44L46 128L45 131L47 130V132H48L50 130V128L52 127V122H54L57 119L56 117H58V114L60 113ZM39 109L41 111L43 110V109H41V107H39ZM228 109H227V111H228ZM12 111H14V110H12ZM44 111H42V112H44ZM229 111L231 113L235 112L233 107H230ZM229 111L227 113H229L231 115V113ZM33 112L35 113V110H33ZM191 112H193V111H191ZM41 113L39 116H41ZM35 115L37 116V113L33 114L32 116L36 117ZM153 115H156V116H154V118H152ZM81 116H82V114H81ZM160 116H162V119L164 118L163 122L162 121L157 122V121H159V119L162 120L160 118ZM179 116H181V115H179ZM186 116L187 115H185L183 117L186 118ZM183 117H182V119L184 120ZM27 118H25V119L27 120ZM63 118H65V117H63ZM157 118H158V120L156 121ZM25 119H23V120H25ZM210 119L214 121V125H212L213 127L212 128L210 127L211 129L209 128L207 130L202 129L203 132H201L202 135L200 137V142L197 145V147L195 146L196 150L194 149L196 152L206 154L207 157H204L203 159L202 158L197 159L193 156H187L184 159L186 164L192 168L191 170H194V172L195 171L196 172H203L204 174H206V179L211 178L214 181L215 188L212 189L213 194L209 193V191L207 190L208 188L206 187L205 183H202V182L200 183V182L196 181L197 184L199 183V185H197V184L196 185L198 186L199 192L202 194L201 196L202 197L204 196L208 202H212L211 199H213V197L215 195L214 192L216 189L222 188L223 193H229L230 190H229L228 185H229L231 177L233 175L234 176L239 175L238 169H233L232 167H230V160H228V158H230V157H228L227 159H223V161L218 162V164H215V163L213 164V162L211 160L216 159V156L218 155L217 152L219 150L218 146L220 145V147H221L222 142L224 143L223 140L225 138L223 139V137H222L223 134L228 133L227 131H230L234 136H236V134L239 133L240 128H241V127H237V126H236L237 127L236 128V127H234L235 125L231 126L232 124L223 121L219 117L212 116ZM195 120L198 121L197 117ZM72 121H74V120H72ZM261 121L264 124V120H261ZM150 123H153V124H150ZM201 124L202 123H200L199 125H201ZM261 124L259 127L264 128V125L261 126ZM63 126H65V125H63ZM200 127L202 128V126H200ZM256 127L258 128L257 125H256ZM37 129L35 130V133L32 134L33 136L34 135L39 136V133L38 134L36 133V131H38ZM183 130H185V129H183ZM234 130L237 131V132L235 131L236 132L235 134L233 133ZM174 131H173V133H174ZM181 131H182V129H181ZM164 132H166V131H164ZM223 132H225V133H223ZM173 133H172V135H174ZM231 133L230 134L228 133L229 135L225 134V135H227L226 137L231 136L232 135ZM221 134H222V136L220 139L219 137ZM41 135H45V134L40 133V136ZM160 135H162V134H160ZM172 135H171V137H172ZM37 136H36V138H39ZM163 136H164V133H163ZM166 136H167V134H166ZM166 136L164 137V139L166 138ZM159 138L161 139L160 136H159ZM175 138H176V136H175ZM248 138H249V136H248ZM256 138H258V137H252L250 135V138L247 139L246 141L241 140L242 142L241 141H240V143L238 142V145L236 144V146H234L233 150L236 147L235 150L237 152H240V151L244 152V150L245 151L247 150L246 149L247 147L248 148L255 147L257 144V141H258ZM162 139H163V137H162ZM70 140H71V142H70ZM220 140L222 142H221V144L219 142V145H218L217 143ZM72 141H75V142H72ZM67 143H69V144H67ZM216 145H218V146H216ZM54 148H55V150H54ZM237 152H235V153H237ZM237 154H240V153H237ZM230 155H231V153H230ZM230 155L228 154V156H230ZM244 155H246V154H244ZM179 156H183V155L180 153ZM44 159H47V158H45V156H44ZM243 159H244V157H243ZM258 161H259V163L263 162L262 155H261V157H258ZM39 163H41V162H39ZM55 163H57V162H55ZM44 164H41V165H44ZM84 164H85V166H84ZM46 165H48V163ZM237 166L235 168H237ZM76 169H78V171ZM75 170L77 172H79V170L82 172H80L81 174L78 173L77 175H73ZM42 171H44V170H42ZM59 172H57V173L59 174ZM61 174L65 175L64 173H60V175ZM241 174L244 175V177L246 178L244 183H243V185L245 186L244 188H246V189H244V191L242 192L243 194H240V193H238V194H240V197L242 196L241 199L244 201L245 204H246V201H248L250 199V197L254 199V200L250 199L251 201L253 200V202H251L249 200L250 201V203L248 205V209L250 212L249 216L251 217V215H254V214L260 215V217H259L260 220L255 221V222H251V218L248 215H241V214L239 215V214L233 212L232 207H231L230 208L231 211L228 209L229 211H227L226 213H223V214L219 215L218 217L214 218V220L210 223V225L204 221L205 219L204 220L202 219V217H201L202 214L201 215L200 214H191L188 216L187 219H185L184 221L182 220L178 226L176 225L178 228L175 229V228H172L171 223L174 222L173 219H174V216L176 217V215L173 213L171 207L161 206L159 208L162 209L161 210L162 212L160 211L161 212L160 213L161 214L160 220L163 221L162 228H161V230H159L160 232L158 231L159 233L157 235H155L160 246L158 245V243L156 241L155 242L157 243L158 247H160L165 253L164 258H162V260L164 259L163 262L165 264H182L183 262L193 264L194 263L193 262L194 258L192 256L193 253H198L199 255H201V257H204L202 255L206 251L205 244L212 240L213 244L215 245L216 241H219V240H217L218 238L224 239L226 241V247L227 248H230L231 250L242 253V256L246 257L245 258L246 260L248 258V260H250L254 264H264V241H263L264 239L262 241H260L261 240L260 239L259 240L260 242H258V240L256 242V239H255V236H256L255 234L257 232H261L260 228L263 227L262 229H264V192L259 191L260 190L259 189V183H257V180L254 179L252 171H249L247 174H243V173H241ZM74 176H76V178ZM78 176H79V178H78ZM46 177H47V179H46ZM57 184H60V185L58 186ZM59 187L61 188V190H58ZM241 188H243V186ZM241 188H240V190H241ZM120 189L122 191H124L122 193V196L124 195V198H125V199H122L123 202H118L120 200L116 201V199L115 200L112 199V198H114L113 196H116L114 194H116L117 191H119ZM22 190H24V189H22ZM11 192H13V190ZM95 192H98V193L96 194ZM125 192L127 193L126 195H125ZM24 193H25V191H24ZM66 193H68V192H66ZM119 193L120 192H118V194ZM17 194H18V192H17ZM94 194L97 195V198H98L99 194L102 195V197L100 196L101 199L100 200L98 199L99 201L97 202V204H95L96 202L92 203L94 200H92L91 198H93ZM22 195L23 194L17 195L18 197L16 199H18L19 196L21 198L24 197ZM24 195H26V194H24ZM90 195H92V197ZM216 195H218V194H216ZM60 197H62V198H60ZM120 197L121 196H119V198ZM222 197H224V196H222ZM14 199L12 201H14ZM24 199H23V201H24ZM93 199H96L95 195H94ZM82 200L84 201L85 204H87V202H88L87 200H91L90 201L91 203L89 202L90 205L94 204V205H98V207L93 205L96 209L95 210L94 207L92 208V206H91L92 210H94L93 214H91L90 212H86V213L81 214L80 218L78 217V215H77V217L72 216L76 220L78 218V221L76 222V220H74V221L72 220L73 222H75L74 223L75 225L73 226V224H72L73 227H70L71 225L70 226L68 225V223H70V221L68 223L64 222V221H67V219L65 220V218H69L70 215H73V214H71V213H73L72 211L75 209V206L80 201L82 202ZM15 202H17V200H15ZM48 202H46V203H48ZM84 203L82 205L83 208L85 207ZM190 203H192V202H190ZM24 204H26V201ZM20 205H21V203H20ZM46 205L48 206V204H46ZM31 207L32 206H30L29 209ZM24 209H25V207H24ZM43 209H45V208H43ZM80 209L78 210L79 213H81ZM87 209H89V208H87ZM88 213H90V214H88ZM30 216H31V214H30ZM243 229H246V232L248 231V235L243 234ZM251 234L255 235V236H253L255 240H252V238L250 237ZM220 249H222V248H220ZM211 254H212V252H211ZM229 254H231V253H229ZM195 257H196V255H195ZM211 258H212V256H211ZM200 260H204V259L202 258ZM209 260H207V261H209ZM251 262H250V264H251Z\"/></svg>", "mask_w": 264, "mask_h": 264}]
</instances>
